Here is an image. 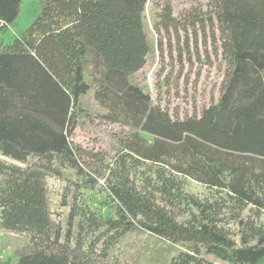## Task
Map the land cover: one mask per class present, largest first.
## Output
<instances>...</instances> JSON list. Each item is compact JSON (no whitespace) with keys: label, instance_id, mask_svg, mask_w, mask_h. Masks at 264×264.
<instances>
[{"label":"trees","instance_id":"obj_1","mask_svg":"<svg viewBox=\"0 0 264 264\" xmlns=\"http://www.w3.org/2000/svg\"><path fill=\"white\" fill-rule=\"evenodd\" d=\"M21 1L0 0L1 28ZM147 1L43 0L0 52V230L30 243L17 264L107 260L134 227L178 247L168 264L264 263V0H210L229 71L217 102L183 119L129 83L146 64ZM89 56L104 118L134 131L96 175L69 141ZM49 178L66 184L64 231L52 230ZM97 190L116 202L104 219L88 208Z\"/></svg>","mask_w":264,"mask_h":264},{"label":"rangeland","instance_id":"obj_2","mask_svg":"<svg viewBox=\"0 0 264 264\" xmlns=\"http://www.w3.org/2000/svg\"><path fill=\"white\" fill-rule=\"evenodd\" d=\"M43 5V0L21 1L16 20L4 28L0 24V52L25 36L40 16ZM143 31L148 47L146 64L129 77V83L139 86L150 96L152 105L170 115L179 119L198 118L203 109L217 102L229 71V63L222 55L212 3L210 0H148ZM90 60L89 56L85 62L84 80L91 90L79 98L76 127L69 141L82 152L85 169L96 175L106 168L120 151V144L134 131L104 118L108 110L95 99ZM141 137L151 141L148 135L142 133ZM65 186V182L55 178L47 180L46 199L52 230L66 228L69 209L62 206ZM188 186L196 193L205 192L195 183L189 182ZM87 203L89 210L102 219L110 216L116 207L112 196L103 190L88 195ZM29 251L26 236L0 230V264H17L19 256ZM177 251L176 245L134 227L118 239L109 250L107 260L96 258L92 262L168 264ZM207 259L217 260L212 256Z\"/></svg>","mask_w":264,"mask_h":264},{"label":"crops","instance_id":"obj_3","mask_svg":"<svg viewBox=\"0 0 264 264\" xmlns=\"http://www.w3.org/2000/svg\"><path fill=\"white\" fill-rule=\"evenodd\" d=\"M211 260V259H210ZM212 261V260H211ZM213 262H215L216 264H222V263H220V262H222V261H218V260H213ZM225 264H227V263H225Z\"/></svg>","mask_w":264,"mask_h":264},{"label":"water","instance_id":"obj_4","mask_svg":"<svg viewBox=\"0 0 264 264\" xmlns=\"http://www.w3.org/2000/svg\"><path fill=\"white\" fill-rule=\"evenodd\" d=\"M215 263V262H214ZM216 264V263H215Z\"/></svg>","mask_w":264,"mask_h":264}]
</instances>
